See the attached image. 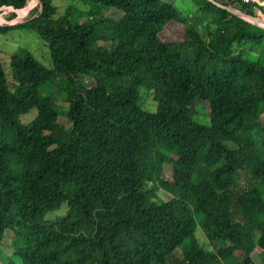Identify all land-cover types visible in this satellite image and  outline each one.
<instances>
[{
  "label": "trees",
  "instance_id": "16d2710c",
  "mask_svg": "<svg viewBox=\"0 0 264 264\" xmlns=\"http://www.w3.org/2000/svg\"><path fill=\"white\" fill-rule=\"evenodd\" d=\"M53 1L0 24L34 31L50 58L19 48L11 82L0 58V264H256L255 249L264 264V28L208 0L190 19L165 0ZM216 1L264 18L261 0Z\"/></svg>",
  "mask_w": 264,
  "mask_h": 264
},
{
  "label": "rangeland",
  "instance_id": "374dc122",
  "mask_svg": "<svg viewBox=\"0 0 264 264\" xmlns=\"http://www.w3.org/2000/svg\"><path fill=\"white\" fill-rule=\"evenodd\" d=\"M32 1V0H31ZM75 0H54L53 4L57 7L58 13H64L68 6L74 5L78 9H82V5L74 2ZM167 2L172 3L184 16H187V18H193V14L196 11V6L193 2V0H165ZM264 5V0H261ZM77 3V4H75ZM10 9L6 10H0V17L4 18L6 20L14 21V19H9V16L11 14ZM108 15L118 18L120 16V13L117 10H110L108 12ZM23 20V17L21 18ZM2 25L7 24L6 22L0 21ZM201 28H203V25H200ZM173 38L176 40H179L183 36V28L180 25L179 27H173L171 29ZM167 38H170V36L167 34ZM19 48H25L27 49L39 62H41L45 66H50V58H49V52L43 41L39 38V36L32 30L27 29H11L5 34H0V58L1 62L4 65V70L7 73L9 82H11V76L9 71V60L11 57V54L15 51H17ZM61 81V77L58 79ZM83 81H86L87 84H89L91 81L89 78H83ZM55 89H48L46 90V94H52L55 95L54 100V106L59 111V121L66 126H68V121L66 117V112L68 108V104L61 98L59 94H56L54 91ZM140 102L142 105L146 108L154 109L155 102L152 101V97L148 94L147 90L143 87L140 88ZM204 106V109L201 107L196 108V118L201 122L207 121V111H206V104H202ZM36 115V110L32 109L28 113L21 116V120L23 122H28L32 118H34ZM261 119L264 122V114L261 115ZM163 176L166 179H170L171 177V164H166L164 167ZM248 175L244 173H238V179L241 182H245L248 179ZM158 196L161 197L163 200H169L171 198V195L163 190H159ZM66 206H62L61 209L51 212L48 214V218H54L56 215H62L66 211ZM11 236L9 231L5 232V238L9 239ZM196 236L199 240V242L207 247H212L214 245L216 248L222 246V243H216V244H210L205 234L201 231V229L198 227L196 229ZM11 254V248L8 244V242H4L2 244L1 252H0V262L3 261V259L6 256H9ZM252 258L255 261L256 264H260L259 259V249H255L252 253Z\"/></svg>",
  "mask_w": 264,
  "mask_h": 264
},
{
  "label": "water",
  "instance_id": "95a60500",
  "mask_svg": "<svg viewBox=\"0 0 264 264\" xmlns=\"http://www.w3.org/2000/svg\"><path fill=\"white\" fill-rule=\"evenodd\" d=\"M39 1L40 0H32V1H30V3L28 5H26L25 7L21 8L20 12L14 18V21L6 20V19L1 18V17H0V21L6 22L7 23L6 25H15V24L20 23L22 21L21 18L24 16V14L26 12L30 11L37 3H39ZM208 1L212 2L213 4H215L216 6L222 8V9L227 10L231 14H234V15H237V16L243 18L244 20H246L247 22H249V23H251V24H253L255 26L264 28V24H262V21L264 19H262L260 16H256V15L245 13V12H243L241 9H239L236 6L225 5V4H222V3H220V2H218L216 0H208Z\"/></svg>",
  "mask_w": 264,
  "mask_h": 264
},
{
  "label": "bare ground",
  "instance_id": "6f19581e",
  "mask_svg": "<svg viewBox=\"0 0 264 264\" xmlns=\"http://www.w3.org/2000/svg\"><path fill=\"white\" fill-rule=\"evenodd\" d=\"M244 1V3H245V0H243ZM254 1H256V0H246V3L247 4H250V3H253ZM20 12V11H19ZM262 18V17H261ZM262 19H264V18H262ZM262 24H264V20L262 21Z\"/></svg>",
  "mask_w": 264,
  "mask_h": 264
},
{
  "label": "built area",
  "instance_id": "2783aa9c",
  "mask_svg": "<svg viewBox=\"0 0 264 264\" xmlns=\"http://www.w3.org/2000/svg\"><path fill=\"white\" fill-rule=\"evenodd\" d=\"M245 3H246V0H245Z\"/></svg>",
  "mask_w": 264,
  "mask_h": 264
}]
</instances>
